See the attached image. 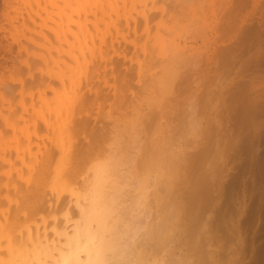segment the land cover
Here are the masks:
<instances>
[{
	"label": "bare ground",
	"instance_id": "obj_1",
	"mask_svg": "<svg viewBox=\"0 0 264 264\" xmlns=\"http://www.w3.org/2000/svg\"><path fill=\"white\" fill-rule=\"evenodd\" d=\"M56 1L26 2L13 36L27 73L0 101V264H240L248 200L218 172V94L188 84L232 0Z\"/></svg>",
	"mask_w": 264,
	"mask_h": 264
},
{
	"label": "rangeland",
	"instance_id": "obj_2",
	"mask_svg": "<svg viewBox=\"0 0 264 264\" xmlns=\"http://www.w3.org/2000/svg\"><path fill=\"white\" fill-rule=\"evenodd\" d=\"M23 1L0 0V101L5 100L2 95L6 84L15 86V83H19V79H13L11 82L18 72L19 78V66L21 72L25 69L27 73V69H23L25 63L21 59L23 52L20 53L13 36H17L23 17L27 19L30 15L29 8L36 9L38 6L36 7V0H28V2L25 0L24 2L29 6L27 8V3L24 4ZM59 1H56L55 6ZM219 1L221 0H215L214 5L219 4ZM224 7L227 9L225 13L218 16V23L211 26L213 29L210 27L214 32H210L209 29L206 34L208 37L206 39H209L208 42L206 40L207 43L205 42L206 54L210 55L211 67L208 68L210 65L206 67L202 63L205 66H201L202 74L199 71L200 74L193 75L188 84L197 82L201 78L205 80L207 79L205 76H208L205 83L198 81V85L191 83V87L198 88L197 95L204 93L205 90L218 94L219 99L209 114L211 118L214 116L213 121L216 119L219 121L216 128L212 122L214 125L212 131L216 134L219 146L221 145L220 149L224 151L218 163L220 166L218 169L221 171L218 172L226 177L225 186L229 187L228 183L232 181L236 184L235 194L239 198L244 194L245 199L248 200L247 209L242 216L238 213L232 215L233 220L238 219L240 237L245 241L244 248L239 249L242 252L238 251L239 254L235 257H240L237 259L240 264H255L264 249V33L263 28L257 23L261 17L264 18V0H232L228 8L227 5ZM224 7L214 6L216 12L220 8L225 10ZM262 24L264 27V22ZM213 40L218 44L216 45ZM197 44L200 45L201 42ZM8 133L6 136L11 135ZM222 162L224 167L221 165ZM225 214L228 215V212ZM225 214L224 217H227ZM229 226L226 227L227 230H230ZM222 232L226 231H220L219 237L227 245V250L235 249V253H238L236 250L238 246L234 245L237 240L236 235L233 241L230 240L235 231H231L229 239L225 238ZM232 250L228 252L232 253Z\"/></svg>",
	"mask_w": 264,
	"mask_h": 264
}]
</instances>
